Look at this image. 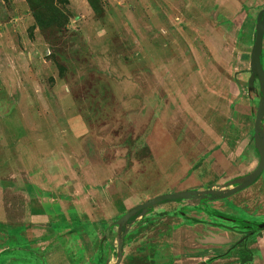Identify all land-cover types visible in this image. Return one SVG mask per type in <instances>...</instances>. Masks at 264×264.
I'll list each match as a JSON object with an SVG mask.
<instances>
[{"label": "rangeland", "instance_id": "rangeland-1", "mask_svg": "<svg viewBox=\"0 0 264 264\" xmlns=\"http://www.w3.org/2000/svg\"><path fill=\"white\" fill-rule=\"evenodd\" d=\"M213 23L199 0H0V264H240L244 240L264 264V171L149 207L120 240L132 208L260 163L246 136L233 172L217 156Z\"/></svg>", "mask_w": 264, "mask_h": 264}, {"label": "crops", "instance_id": "crops-1", "mask_svg": "<svg viewBox=\"0 0 264 264\" xmlns=\"http://www.w3.org/2000/svg\"><path fill=\"white\" fill-rule=\"evenodd\" d=\"M202 2L205 8L213 13V33L210 39L214 41V46L217 47L213 52V59L216 62H219L220 59L224 60L225 75L229 80L228 98L231 101L227 106L232 110L228 117L229 122H226L222 132L224 134L222 137L226 138L225 144L219 149L217 156L223 167L233 172L236 168L234 162L238 158L237 148L241 143V137H249L247 142L248 153H256L258 150L254 138V125L262 98V88L257 74L251 79V53L256 41L257 17L264 9V0H199L201 5ZM263 52L264 42L261 54L264 68ZM212 113L214 112L212 110L209 112L208 109V115H210L206 116V122L209 121L208 118L212 117ZM239 120H244V127H241ZM208 124L211 122L209 121ZM257 154H259L258 151ZM255 159L251 165H256ZM178 236L185 235L179 232Z\"/></svg>", "mask_w": 264, "mask_h": 264}, {"label": "water", "instance_id": "water-1", "mask_svg": "<svg viewBox=\"0 0 264 264\" xmlns=\"http://www.w3.org/2000/svg\"><path fill=\"white\" fill-rule=\"evenodd\" d=\"M263 42H264V9L259 13L257 17V35H256V41L254 43L252 53H251V79L257 74L260 78L261 81V88H262V98L260 101V104L258 106V111L256 114V120H255V125H254V138L256 140V146L259 149L260 152V163L257 166V168L248 176L243 178L241 183L235 187L234 189L219 193L221 194L222 197H225L228 194L235 193L237 191H240L247 186H250L253 184L261 175V173L264 171V68L262 65L261 61V54H262V49H263ZM210 195H215L213 191L207 192L205 194L204 192L201 191H195V190H190V191H184V192H177V193H170V194H164L157 196L153 199H150L134 208H132L129 212H127L122 219L119 221L120 222V229L124 226V224L130 219L131 216L136 214L137 212L144 211L145 209L155 206L163 201L166 200H187L191 198H203V197H209ZM217 195V194H216ZM126 230L124 231L123 237L125 235ZM120 238L121 239H123ZM122 243H120L119 246V251H122Z\"/></svg>", "mask_w": 264, "mask_h": 264}, {"label": "trees", "instance_id": "trees-1", "mask_svg": "<svg viewBox=\"0 0 264 264\" xmlns=\"http://www.w3.org/2000/svg\"><path fill=\"white\" fill-rule=\"evenodd\" d=\"M222 195L220 194H215V195H210L209 198L211 199H219L221 198ZM182 199H179V200H175V201H181ZM168 201V200H166ZM165 202V201H163ZM161 202V203H163ZM159 203V204H161ZM58 211H60V207L58 206ZM141 213V211L137 212L136 214H134L133 216L130 217V219L124 224V226L120 229V238L123 237V234H124V231L126 230L127 226H129L138 216L139 214ZM257 231H259L261 234L264 232V224H262L261 226H259L257 229H254L252 231L249 232L248 236H251L253 234H255ZM245 241L244 240L243 242H240L238 246H240V250H239V254L241 255V262L240 264H244L246 263L248 260L245 258V255L247 254H251L252 252L250 250H248L246 247H245Z\"/></svg>", "mask_w": 264, "mask_h": 264}]
</instances>
